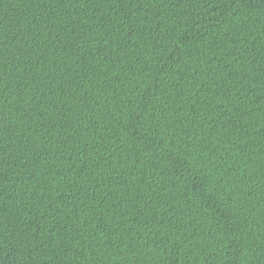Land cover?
Segmentation results:
<instances>
[{"label": "trees", "instance_id": "1", "mask_svg": "<svg viewBox=\"0 0 264 264\" xmlns=\"http://www.w3.org/2000/svg\"><path fill=\"white\" fill-rule=\"evenodd\" d=\"M0 264H264V0H0Z\"/></svg>", "mask_w": 264, "mask_h": 264}]
</instances>
